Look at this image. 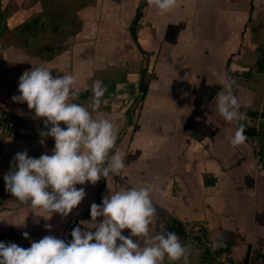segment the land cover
<instances>
[{"label":"crops","instance_id":"0c3cea01","mask_svg":"<svg viewBox=\"0 0 264 264\" xmlns=\"http://www.w3.org/2000/svg\"><path fill=\"white\" fill-rule=\"evenodd\" d=\"M49 3L41 0L38 7H50ZM91 7L107 8L113 23L120 22L127 27L132 25L137 8H141L135 33L144 52L132 40V48L127 46L128 53L121 57L122 65L114 68L89 65L85 70L77 60L75 45L60 49L53 56L45 53L43 43L56 44L53 31L48 29L38 35L41 38L37 44V40L31 42L29 37L22 39L19 24L6 22L0 30V56L17 47L37 60V63L22 61L19 66L25 69L45 65L56 75L73 74L77 87L86 88L95 82L105 85L102 104L94 114L112 119L118 125L116 145L110 155L121 152L126 167L108 178L101 177L95 184H78L77 187L85 188L86 195L67 217L53 213L50 218H44L6 191L0 197V241L29 247L32 240L46 234L71 239L70 230L74 226L86 228L80 221L91 220L92 202L100 203L110 190L150 182L154 185L153 199L159 213L157 219L153 218L151 230L159 231L163 221L165 227L175 231L190 247L188 264L208 263L194 239L183 235L178 226L180 221L203 226L213 239L222 235L232 264H264V178L255 174L251 162L247 167L249 178L243 182L237 170L244 167L240 166L241 161L227 164L217 157L219 152L232 146L226 141L228 132L220 131L212 140L207 132L212 120L207 109L211 102L216 103V93L221 87L216 74L226 71L228 58L236 54L238 42L241 47L244 25L257 20L259 0H177L174 10L163 16L147 0H94L77 10L82 28L89 23L96 24L93 19L81 17V11ZM41 18L32 21L44 20ZM51 20L57 23L55 18ZM49 57L52 64L46 63ZM207 74H211L213 82ZM15 82L18 91L17 79ZM144 84L146 90L134 122V117L128 116L132 106L127 104V99L135 90L141 93ZM90 101L89 92L77 98V102L85 105ZM14 111L24 116L31 112H23L19 105ZM214 116V119L218 117ZM170 120H175L172 126ZM53 147L54 144L42 138L11 140L7 142L4 153H8L0 170L3 175L9 171L17 151L27 150L29 155L38 157L42 153L51 154ZM230 151L241 157V150L235 152L231 147ZM0 181L4 186V179ZM161 188L165 195H161ZM35 211L39 213L41 209ZM84 212L88 215H83ZM24 218L22 225L13 224ZM25 231L29 233L28 238L22 235ZM129 231L122 230L125 234ZM164 264L184 262L165 260Z\"/></svg>","mask_w":264,"mask_h":264},{"label":"clouds","instance_id":"9594fccd","mask_svg":"<svg viewBox=\"0 0 264 264\" xmlns=\"http://www.w3.org/2000/svg\"><path fill=\"white\" fill-rule=\"evenodd\" d=\"M147 3L163 16L174 10L177 0ZM50 69L37 65L24 70L19 76L18 94L11 99L26 102L28 109H34V117L42 118L45 127L40 129V135L54 139L51 154L34 157L27 150L17 151L3 176L5 190L44 218L53 213L67 217L86 195L85 188L78 184H95L101 177L108 178L126 167L121 152L110 155L116 145L118 125L94 114L100 109L106 86L95 82L86 88L77 87L73 74L54 75ZM217 82L222 89L216 93L220 116L229 122L243 120L242 105L234 92L235 80L224 73ZM83 92H89L91 97L88 105L77 102ZM244 128L243 123H238L229 138L232 146L245 143ZM154 190L150 182L110 190L100 203H91V220L80 221L86 228L74 226L71 239L46 234L32 240L29 247L0 241V264H164L165 260L181 259L188 264L190 247L175 231L165 227L163 221L159 231L151 230L153 218L159 215ZM159 191L166 194L163 188ZM24 220L13 224L22 225ZM123 229L130 231L125 234ZM22 235L29 237L27 231ZM223 246L222 235L209 244L213 251Z\"/></svg>","mask_w":264,"mask_h":264},{"label":"rangeland","instance_id":"374dc122","mask_svg":"<svg viewBox=\"0 0 264 264\" xmlns=\"http://www.w3.org/2000/svg\"><path fill=\"white\" fill-rule=\"evenodd\" d=\"M40 1L0 0V30L5 27L4 24L6 22L19 24L22 39L23 36H26V38H30L29 40L31 42H33L32 40H37V44H39L41 37L37 36L45 34L49 29L55 33L57 38L54 37V42L56 43L54 45L51 41L46 44L43 43L42 48L45 53L53 56L52 54L58 52L60 49L62 50L67 46L75 45L74 47L77 48V60H79V64L81 62V66L83 68L85 67V70L88 69L89 65L92 67H97L98 65L97 68L100 66L102 68L104 65L112 68L120 64L122 65L121 57L129 51L127 46L130 45V48H132L131 46L133 45V34L130 31L131 26L127 27L126 25L120 24V22L113 23L111 20L112 15L107 12V8L91 7L89 10H82L81 17L83 16V19L89 18L88 20L93 19V23L96 24L92 25L89 23L82 28L77 17V10L90 4L94 0H46L48 3H51H49L50 7L47 6L44 9L38 7ZM43 3L47 4L46 2ZM15 14L17 16L16 18H9ZM40 17L44 20L32 21ZM53 18L56 19L57 23H53L51 20ZM254 21L251 25H244L241 47L240 42H238L239 47L236 50V54L228 58L226 71L222 74H216L218 78V76L227 73L235 80L234 92L241 102V111L244 113V119L239 122L224 120L220 114L216 113L218 112L216 110V103L212 104L211 102L207 109L212 119L209 120L210 129L208 128L207 130V132H210L211 140L216 133L223 131L228 132L226 141L229 142V136L234 133L238 123H243L246 128L251 130L250 136L246 139L245 143L235 147L231 146L235 152L241 150L240 158L237 153L230 151L231 147H227L226 150L217 154L219 160H225L227 164L234 160L241 161L240 166L246 168L239 169V167L237 170L241 172L240 175L243 178H248L250 175V170L247 167L250 166L251 162L253 163L252 170L255 174L258 173L257 176L264 178V0H259L258 17ZM134 28L137 29L136 26ZM79 32L83 33L79 34ZM77 34L79 35L76 36ZM2 57L6 63L2 62L3 64L0 65V165L4 162V156L8 153H4V151L7 142L11 141V139L7 138L9 137V133H15L16 136L12 137L17 138V133L22 128L21 134L24 137L35 135L38 138H42L38 135L42 128L39 130L34 128L35 130H32L30 127L31 122L27 123V125L24 123L16 125L15 123H10L11 121L4 117V115L13 116L11 113L17 115V112L14 110L18 105L23 112L31 111L26 116L23 114L19 116L26 118L34 117V109H28L27 104H25L26 102L18 103L13 101L11 97L14 94H18L15 80L17 79L19 82V76L26 70L24 67L19 66V64L25 62L37 63V60L32 58V54L23 53V50L17 47L8 49V51L6 50L2 54ZM51 58L46 59L47 64H52L51 61H48ZM65 58L67 60V57ZM18 60H21V62ZM53 74L56 75L55 72ZM207 77L213 82L210 79L211 74H207ZM212 91L213 89L210 88V92ZM141 97L140 91L135 90L134 94L127 99V104H131L132 106L128 116H133L134 122L137 121V114H139L135 112L139 110L142 104ZM215 114L218 115L216 119H214ZM174 121L170 120L171 126ZM43 139L46 140V137H43ZM3 176V171L0 170V180ZM4 188L3 182L0 181V197L6 195Z\"/></svg>","mask_w":264,"mask_h":264},{"label":"built area","instance_id":"2783aa9c","mask_svg":"<svg viewBox=\"0 0 264 264\" xmlns=\"http://www.w3.org/2000/svg\"><path fill=\"white\" fill-rule=\"evenodd\" d=\"M4 117L8 118L11 121L10 123L21 125L11 115H4ZM61 124L63 125V122H61ZM38 135H40V133H38ZM40 137L42 136L40 135ZM46 141L54 143V139L50 136L46 137ZM178 223L179 229L182 231L183 235L194 239V242L201 250L208 264H232L229 248L226 245L215 251L210 249L209 244L213 238L207 234L203 226L186 221H180Z\"/></svg>","mask_w":264,"mask_h":264},{"label":"trees","instance_id":"16d2710c","mask_svg":"<svg viewBox=\"0 0 264 264\" xmlns=\"http://www.w3.org/2000/svg\"><path fill=\"white\" fill-rule=\"evenodd\" d=\"M145 0H143V2H144ZM141 16V8H139L138 7V9L136 10V15H135V17H134V19H133V23H132V25H131V27H130V31L132 32V34H133V40H134V42L137 44V46H138V49H139V51L140 52H144V50L140 47V45L138 44V42H137V39H136V33H135V28H134V26H135V24H136V22L138 21V19H139V17ZM2 55V54H1ZM18 61H20V60H18ZM6 63V61L4 60V58L3 57H1L0 56V65L1 64H3V63ZM11 62V61H10ZM145 90H146V85L144 84V85H142V87H141V96L144 94V92H145ZM10 113V112H9ZM12 115H13V118L16 120V121H18L20 124H26L27 125V123H29V122H31V129L32 130H35V129H40V128H44V127H42L43 126V123H42V118H35V117H31V118H26V117H21V116H19V115H16V114H13V113H11ZM35 128V129H34ZM21 129L22 128H20V132L19 133H17V138H13L14 136H16L15 135V133L14 134H12V133H9L8 134V136L9 137H7L8 139H11V140H17V139H22V138H26V139H38V137L37 136H33V135H29V136H26V137H24L22 134H21ZM244 132H245V134H246V137L248 138L249 136H250V133H251V130H249L248 128H244ZM253 132V131H252ZM13 136V137H12ZM43 139V138H42ZM43 140H45V139H43ZM46 141V140H45ZM49 143V142H48ZM240 177H241V175H240ZM249 178V177H248ZM248 178H243L242 180L243 181H245V180H247ZM83 215H88V213L87 212H84L83 213ZM186 222H190V221H186ZM190 223H192V222H190ZM69 237H70V235H69ZM232 256V255H231ZM232 260H233V258H232Z\"/></svg>","mask_w":264,"mask_h":264}]
</instances>
